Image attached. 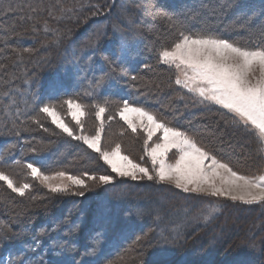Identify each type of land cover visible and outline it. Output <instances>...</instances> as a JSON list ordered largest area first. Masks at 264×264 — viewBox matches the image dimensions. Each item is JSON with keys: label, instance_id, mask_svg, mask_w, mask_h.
<instances>
[{"label": "snow or ice", "instance_id": "obj_1", "mask_svg": "<svg viewBox=\"0 0 264 264\" xmlns=\"http://www.w3.org/2000/svg\"><path fill=\"white\" fill-rule=\"evenodd\" d=\"M0 11H13V0L4 3L0 0ZM232 5H219V9L231 7ZM23 10V5H17ZM97 11L93 15L100 14L98 5ZM85 5L79 0L72 5H68L64 0H57L56 4L46 3V0H35V3L28 4L27 12L20 17L21 24L27 27L21 29V33L30 30L33 33L39 31L38 25H44V33H52V39L57 43L65 35L70 34V29L50 28V19L57 21L61 19H79L78 11H83ZM218 8L204 6L201 10L192 12L191 15L183 17L167 16L169 22V37L171 42L164 44L158 52V61L162 66L174 68L179 74L175 75L172 83L182 86L188 92L195 94L200 105H216L226 110L230 119L225 122V127L233 130H243L252 133L257 137L258 154L261 156V169H264V23L254 28H246L244 31L248 35L241 37H231L225 34L226 30H219L213 27L212 20L218 15ZM47 15L41 18L40 13ZM264 12V9H262ZM71 13V15H69ZM255 15V13H253ZM87 19V17H85ZM199 21L198 27L191 22ZM128 31H121V56L127 49L128 44L138 33L135 32V24L131 17L127 18ZM20 25H11L10 32L17 33ZM96 35V34H94ZM93 42L89 39V44ZM8 45V41H5ZM10 47V45H8ZM17 56H21L28 49H11ZM95 51V49H93ZM108 62V69L104 72V83L116 79H127L126 73L122 69H117L119 60ZM149 66L144 65L147 69ZM6 71V69H4ZM133 81L137 80L132 76ZM103 88L104 84H99ZM157 88L161 84L155 85ZM62 88H54L49 94V102L41 100L36 103L29 112H21L14 109L10 121L6 120L5 127L9 131L19 134L22 131H29L28 123L34 122L38 128L44 132H49L50 128L45 127V122L50 120L51 125H55L60 133L68 137L81 141L87 145L88 149L99 154V158L110 167L111 174L97 175L84 171L80 174H72L67 170H56L47 174V163L28 162L23 165L28 175L40 184L51 194H70L83 197L97 184L114 186L121 178H128L132 181H154L161 184L175 185L182 189L184 193L200 194L207 197L223 198L233 202H242L244 205H260L264 207V174L249 173L243 169L241 161L225 159L222 152L218 153L210 144H205L200 138L201 133L195 130H181L180 127L172 126V121L159 112L148 110L144 106H135L137 103H130L127 99L121 101L114 112L107 117L108 120L117 116L126 122L127 129L136 134L142 129L146 134L144 148L147 156L151 160V168L141 163L135 162L128 155H124L121 144L103 148L101 146L102 136L105 132V113L108 111V101L102 100L95 104V117L98 119V126L94 134H85L86 130L82 120L86 115L87 105L68 99L65 103L67 111L71 114V120L75 123L72 126L66 123L57 110V105L51 101L66 95ZM5 96L9 95L7 91ZM16 102L13 101V104ZM62 106V105H61ZM10 107V106H8ZM129 113H137L139 123L129 118ZM21 116L26 119H21ZM174 120L176 117L173 118ZM10 125V127H9ZM160 133V135H157ZM221 140V136L216 133H209ZM155 139L153 140V137ZM152 141L151 144L148 142ZM51 143V142H49ZM48 146L40 142L36 146L30 147L33 153L40 152ZM175 149L173 159L169 162L168 153ZM7 163V161H0ZM12 164L20 166V160H12ZM44 169V170H42ZM0 183L6 186L11 192L20 197L30 195L32 184L20 183L13 178L10 172L0 170ZM33 200L36 197H31ZM221 205L210 204L202 209L197 215L186 218L173 229L168 235L166 230H161L157 243L173 244L189 223L203 221L205 224L215 218L220 211ZM151 212L156 214L157 220L163 219L162 205L158 202L151 208ZM144 209L137 211L138 215H143ZM112 225L111 218L102 210L93 222V227L89 234V244L76 259L77 250L74 246L66 243L53 242V250L57 254L68 252L70 259L58 262V264H104L103 245L105 236ZM78 230V225L73 226ZM151 231V230H150ZM46 229L40 230V235H44ZM13 235L9 227H0V242H7ZM140 245L139 250L131 249L126 251L123 257L117 261H108L107 264H139L144 255V244L151 247V240L148 233L144 236H137L136 241ZM34 248L23 246L10 254L8 264H33L27 259L26 254L34 251ZM43 264V261H41Z\"/></svg>", "mask_w": 264, "mask_h": 264}, {"label": "trees", "instance_id": "obj_2", "mask_svg": "<svg viewBox=\"0 0 264 264\" xmlns=\"http://www.w3.org/2000/svg\"><path fill=\"white\" fill-rule=\"evenodd\" d=\"M156 1L159 2V5H163V8L167 10V12L172 16L174 14L176 16L179 15V10H181V7L179 6V2H181L180 0ZM195 1L197 0H192L190 2L191 5L188 15H191V13L194 12L193 9L191 10V7L195 8V6L197 5ZM8 2L9 0H4L5 4ZM53 2H55V0H46V3ZM29 3H35V0H13V11L11 13L7 12L6 10L0 11V19H3L2 21L4 22L0 25V73L3 74L2 72H9L13 76L9 77L4 73V77L2 76L0 80V93H2V89H13L14 92L15 90H20L17 94V98L15 96L12 97L17 100L20 99V95L22 93L24 94L26 90L27 93L29 92L28 97L31 98V92L34 93L33 88L35 85L37 86L38 82H41V80L48 73L54 71L60 64H63L65 66V64L62 63V59L60 58V56H56V51L57 54L61 53L62 55L69 56L72 59L81 57L86 52L85 50L90 49V47L88 48L89 44L87 45L85 44V42H89V39L93 37L94 27L95 30H99L101 26L100 24L106 21L108 23V19H106L105 17L95 18L92 21L87 22L86 26L88 27L85 26L86 28L84 27L80 31L85 32L84 30L88 28V31L92 28L93 30L91 31L90 35H87L86 32V36L82 37L84 42H79V38H77V33L80 32L78 31V27L75 28L73 24H70L68 27H66L67 25L65 23L57 21L53 18H49L50 21H53L50 22L51 24L54 23L60 29H70L71 32L70 34H67L68 39H65L67 36L65 35L60 39L58 43L55 41L51 42V44H46L47 46H50L48 48L49 51L46 52L47 56L45 54V59L41 60L43 62H36L37 59H40L42 57L33 58V54L31 53H23L22 55L24 57H21L17 56L14 52L11 51V49H19L24 46L26 49H33L32 47L35 46H32L33 44L30 42L31 39L39 40V38L42 37L41 40H47L52 37V33H44L43 24L38 25L39 31L36 33H33L29 28L27 32L20 34L21 29L27 27L26 23L21 24L20 17L27 12ZM229 3L231 5H235L236 13L235 16H232V18L237 17L236 20L238 22L243 21V19L245 18H249L253 22H255L257 26L264 23V12H262V9H264V0H226L225 5ZM17 5H23V10L18 8ZM204 6L208 5L206 4ZM204 6H200L199 8L196 7L197 11L201 10ZM44 13H40L39 15L43 16ZM253 13H255V15H253ZM111 18L113 22L114 17ZM100 19L105 20L100 21ZM115 19L117 23L120 22L119 16H116ZM97 21L100 22L97 23ZM197 21L198 19L192 21L191 23L194 26L198 27ZM242 24L245 28L246 25L244 23ZM11 25H20V27L17 28L16 34L10 32ZM225 34L233 37V35L228 31H226ZM244 34L245 33H243V35ZM37 35L38 37H36ZM73 38H76L77 40L75 41ZM17 39L21 40V42H17ZM71 39H73L72 42L70 41ZM5 41H8V45H10V47L6 45ZM139 43V52L137 55V59L134 62V68H120L122 65H116L118 70L122 69L128 75L137 77L138 81L136 80L135 82H138V87H132L131 85L129 87L130 92H128L129 94L127 93L128 95L124 94L120 90H114L111 94L104 91L96 95L89 94V90L91 89L90 83L93 81L92 79H95V73L89 72L82 67L80 70H78V73H76L77 82L71 80V84L73 83L75 85H69L65 87L63 90H65L67 94L61 96L69 97L76 94L84 96L85 94L87 97H98L95 100L110 98L118 101H122L123 99L127 98L132 102L136 101V104H142L144 102L149 104V102H151V99L153 101V98H157L160 102L158 105H160L161 108L165 110L163 114H168V116L171 117L170 119L172 120V122L174 121L175 124L177 123L176 125L182 130L189 131H199L197 128L193 127L190 124V121H208L209 118L203 119V117H205L206 115H215V117L219 119L218 121L220 123V127L223 128L222 130L224 132L227 131V134H231L230 138H233L237 135V137L241 138L243 142L242 144H244V142L245 144H247L245 145V150H247L244 154L245 156H241L240 158L242 161V165H255L258 162L259 157H261L260 154H258L257 137L254 134L246 133L243 130L237 131L233 130L231 127L226 128L225 122L230 119V116L227 114L226 110L221 109L219 106L200 105L199 103H197L198 99H196L195 96L193 97L192 94L186 92L181 88L167 86L163 88L164 85L160 81L164 79L165 76H167L166 73L168 74V72L162 70L161 67H156V59L152 52L150 53L149 51H146L145 53H141L144 44H141V42ZM160 44L162 45V42ZM68 46L70 47V50L68 49ZM41 54L43 53L41 52ZM15 56H17L18 58H16ZM12 57H14V59H12ZM22 59L24 60V64L22 66L23 68L13 66L12 70H8L7 64L15 62L13 60L23 62ZM108 60L116 61L117 58L115 60V54L111 53V58H108ZM145 64L149 66L147 69L144 68ZM4 69H6V71ZM107 69L108 62L106 61V70L104 72H106ZM21 71L22 74L19 75V72ZM72 71L74 70L72 69ZM151 74H156L157 76V79L154 82L155 84L153 83L154 86L141 87V83H143L144 80L143 77L147 78L148 76H151ZM101 75L104 76V73H102ZM158 78L160 79V81ZM114 81L118 83L122 82V85H125V79H116ZM156 84H161L162 86L157 88L155 86ZM87 94L90 96H88ZM172 94H175V98L173 97L171 99ZM61 96H59V98ZM163 96V100H160ZM147 99L149 102L147 101ZM41 100L44 101L43 95L40 99L37 98L36 101L38 103ZM88 100L90 99L88 98ZM32 101L33 102H27V105H23L19 101L16 105L14 104L13 106L7 105L5 103L6 105L2 106V109H0V161H7L6 164L0 163V168H8L14 166L12 164V160L15 159L20 160L21 162L23 160L37 162L38 166H40L41 162L47 163V171L49 172L65 169V167H69V165H73L75 169H79L80 171H84L83 169H86L89 172H94L92 165L88 166L87 164L84 167L81 166L83 161L82 158L81 160L77 161L78 166L75 167L76 161L72 159L71 152L74 149L77 150V148L75 147V144L73 146V141H62L61 139H59L54 140L53 142L51 141V143H49L51 140V136L49 135L47 137L48 147L46 149H42L37 153H29L26 156V153L29 151L30 147L36 146V143L39 139H45L43 132H41L38 129V126H36L35 124L28 123V128L30 130L22 131L17 134L15 132L9 131L8 128L5 127V124L6 120L10 121L12 115L15 114L14 109H16L17 105L22 113L29 112L30 114H34L31 113V109L34 107L36 102L35 100ZM29 105H32L33 107H29ZM167 106L169 109H171L172 112L166 109ZM22 107L24 108V111H22ZM173 107H176L177 111H174ZM174 117H176L175 120L173 119ZM21 119H26V117L21 116ZM230 138L227 137V140H225L224 142H227ZM80 147L84 151V147L81 145ZM63 148H65L66 150V155L62 152ZM115 185L116 192H126V196L130 195L129 197L127 196L129 198V201L128 199L125 200L130 203H132L131 197L133 195H135L136 197H145L146 192H148V190H143L145 188V185L139 183L134 184L130 181L119 180ZM133 187L137 190L133 191ZM103 190L104 189L101 188L100 191L94 193L93 195L85 194V196H83L84 198L80 196H67L61 199L54 198L52 202H45V206H40L41 202H39L37 204L39 206L38 210H34L32 205L27 207V211H25L24 209V211H20L18 208H14L13 210L9 209L7 207V204L9 203V200H11V198L7 195H3L2 197H0V227L7 226L10 228L12 234L22 235H13L12 238L7 242H0L1 253L4 254L8 250L10 254H15V251L23 246L32 247L36 246L38 243V249H36L35 255L40 254L41 258L39 260H31V258L29 257L30 252L26 254L27 259L32 261L33 264H41V261H43V264H58V262L70 259L71 257L68 252L57 254L56 251L53 250V242H56L61 244L66 243L70 246H74L77 250L76 259L79 260L80 254L83 253L85 247L89 244V234L91 228L93 227V222L95 221L97 215L103 210L112 220V225L105 236V243L103 245V254L106 258L104 262L114 260L124 250H130L135 246V244H133V241H135L136 237L142 234V232L144 231L139 230L141 229V227L142 229L153 227V224H149L147 222V220H149L150 222L152 216L146 212H144L143 215H133L131 216V219L133 221L140 222L136 223L132 221L133 223H130V220L127 218L128 222L127 224H124L126 220L125 215H120L119 212H116V210L111 213V210H108V207H106L105 204L104 208L101 210V206H103V204L102 202L100 203V201L104 198ZM171 190L177 194V190L173 188H171L170 191ZM196 196L197 198L207 197H202L199 195ZM187 197L190 198V195ZM172 199L173 201H176L175 204L177 205V201L181 202L186 198L184 197V195H180L174 196L172 197ZM120 203H123V201H120ZM2 204L4 206H2ZM111 204L114 207L116 205L115 203ZM219 204L223 205L224 208L212 222L202 225V227L189 232V234L186 235V240H189H187V242L185 241L182 248L179 246V250H177L175 253L166 257L164 256L162 258H159L161 261H156V263L153 262L151 264H264V207L260 205H244L238 202L225 200L220 201ZM127 205L129 204L127 203ZM20 206L21 208H24L23 204ZM122 207L128 206H126L125 204L117 205V207L115 208H118V210H120ZM234 212H242L237 222H235V220L233 219ZM143 217L145 218L143 219ZM142 221L144 223H142ZM74 225H78V230L73 228ZM227 225H234L235 227H237L235 229L236 231L231 233L229 236H221L219 244H215V237L213 236V233L217 232V229H224V227H226ZM42 228L46 229V233L41 236L40 230ZM156 229L157 227L154 226V231L152 234L156 232ZM248 232L252 233V236H247ZM247 241L250 242L249 245L253 247L255 246L259 249H249L251 247L246 249L244 247V243ZM140 260H142V258Z\"/></svg>", "mask_w": 264, "mask_h": 264}, {"label": "rangeland", "instance_id": "obj_3", "mask_svg": "<svg viewBox=\"0 0 264 264\" xmlns=\"http://www.w3.org/2000/svg\"><path fill=\"white\" fill-rule=\"evenodd\" d=\"M180 1L181 2H179V6L181 7V10H179L178 16L183 17L185 15H188V13L190 11V5H191L190 2L192 0L191 1L190 0H180ZM64 2L68 5H72V4L76 3L77 0H64ZM79 2H81L85 5V8L83 11L77 12V16L79 17V19H75V20H73V19H61V20H59L62 23H65L67 25L66 27H68L70 24H73V26L75 28L78 27L79 28L78 31H80L87 25V22H90L95 18L105 17L106 19H108V23L106 21V22L100 24L101 26H100L99 30L98 29L95 30V27H94V30L92 28L88 31V29H89L88 28V29L84 30L85 32L80 31L79 33H77V38H79L78 41L84 42L82 37L86 36L85 35L86 32H87V35H90L91 31L93 30V32H94L93 37L95 36L94 38L92 37L93 42L91 44H89V42H85V44H87V45L89 44L88 48L90 47V49L85 50L86 52L81 57H79L77 59H72L69 56L62 55L61 53L57 54V51H56V56H60V58L62 59V63H64L65 66L63 64H60L59 66H57V68L54 71L48 73L41 80V82H38L37 86L35 85L33 88L34 93L31 92V98L28 97L29 92L27 93V90L24 94L22 93L23 95L21 94L20 99L17 100V99H14L12 97L15 96L17 98V94L19 93L20 90H15V92H14L13 89H11V90L2 89L3 91H2V93H0V109H2L1 107L6 105V104L13 106L14 105L13 101L16 102L15 105L18 103V101L23 105L24 104L27 105L28 104L27 102H33L32 100H35V102L37 103V101H36L37 98L40 99L42 97V95L44 98L43 102L48 103L49 102V99H48L49 94L52 92V90L54 88L64 89L65 87H67L69 85H75L73 83L71 84V80L77 82L76 73H78V70H80L82 67L85 68L89 72L95 73L94 74L95 79H92L93 81L90 83L91 89L89 90V94L96 95V94H100V92H102V91L108 92L109 94H111L114 90H120L124 94H127L128 92H130L129 87L131 85H132V87H138V82H135L136 80L133 81L131 79L132 76L128 75L126 73L128 78L125 79V82H124L125 85H122V82L118 83V82H115L114 80L108 81L105 84L104 80H103L104 76L101 75L106 70V60L104 59V57L111 58V53H113V54H115V60L117 58V60L120 61L119 64L122 65L120 68H124V67L134 68L135 67L134 62L136 61L137 55L139 52V46H138L140 44L139 42H141V44L142 43L144 44L141 53H145L146 51H149L150 53L152 52L155 56V59H156L155 60L156 67L157 68L161 67L162 70L168 72V74L166 73L167 76H165L164 79H162L161 81L158 78L159 81L164 85L163 88L165 86H167V87H174V88L176 87V88L183 89L182 86L175 85L174 83H172V80L174 79L175 75H177L179 73L174 68L170 69L166 66H162L158 61V52L161 49V47L163 46L160 43L164 42V44H167L168 42L169 43L171 42V38L169 37V22L166 18V15L167 16H172V15L169 14L167 12V10H165L163 8V5H159V2L156 0H133V1H131V0H79ZM195 2L197 4L195 6V8L191 7V10L193 9L194 12L197 11L196 7L199 8L200 6H204L206 4L209 7L218 8L219 5H222V4L225 5L226 0H206V1L197 0ZM56 3H57V0H55V2H53V4H56ZM96 5H98L100 8V14L93 15L92 13L97 11L96 7H94ZM237 7H239V6H237ZM235 13H236V9H235V5H233V4L230 8L229 7H224L223 9L218 8V15L216 18H214L212 20L213 27L216 29H219V30L224 29V30L228 31L230 34H232L233 37L247 36L248 33L246 31H244V29L254 28L257 25L255 24V22H253L249 18H245V19H243V21L238 22L236 20L237 17L232 18V16H235ZM46 15H47V13H44L43 16H41V18H43ZM69 15H71V13H69ZM116 16L120 17L119 23H117V21L115 19ZM85 17H87V19H85ZM111 17H114L113 22H112ZM128 17H131L133 19L134 24L136 26L135 32H137L138 35L131 40V42L128 44L127 49L124 52L123 56H121L122 39H121L120 32L121 31H125V32L128 31V28H129V26L127 24V18ZM225 18H227V19H225ZM2 20L3 19H0V21H1L0 25L4 23ZM104 20L105 19H100V21H104ZM100 21H97V23ZM197 23L199 24V21H197ZM242 23H244L246 25L245 28L243 27ZM49 27L55 28L58 26H56L54 23L53 24L50 23ZM86 27H88V26H86ZM43 28H44V25H43ZM0 29H1V26H0ZM229 30H232V31H229ZM243 33H245V34L243 35ZM94 34H96V35H94ZM36 37H38V35ZM41 39H42V37H40L39 40L38 39H31L30 42L33 44L32 46H35V47H32L33 49H28L30 51H24L23 52L25 54H27V53L33 54V58L34 57H36V58L42 57L40 59H37L36 62L41 61L42 59H45V57L47 56L46 52L49 51L48 48L50 46H47L46 44H51V42H55V40H53L52 37L47 39V40H41ZM65 39H68V35L66 36ZM73 39L75 41L77 40L76 38H73ZM73 39H71L70 41L72 42ZM80 40H82V41H80ZM16 41L19 43L21 42V40H18V39ZM22 48H25V46ZM22 48H19V49H22ZM68 49L70 50L69 46H68ZM93 49H95V51H93ZM41 52L43 54H41ZM45 54H46V56H45ZM15 57L18 58L17 56H15ZM21 57H24V56L21 55ZM12 59H14V57H12ZM13 61H15V62H11L12 65H11V63L7 64L8 65L7 68L9 71L13 69V66L22 67L24 64L23 59H22L23 62H19L18 60H13ZM16 61H18V62H16ZM41 62H43V61H41ZM44 62H45V60H44ZM72 69L74 71H72ZM2 73L3 74L0 73V80H1L2 76L4 75V73H5V75H8L9 77H13L9 72H2ZM99 73H101V74H99ZM21 74H22V71L19 72V75H21ZM153 74H151V76H153V77H151V76H148L147 78L143 77L144 80H143V83H141V87L142 86H149V87L154 86L153 83L156 81L157 76H156V74L155 75H153ZM148 75H150V74H148ZM99 84H104L103 88H101L99 86ZM114 88H117V89H114ZM183 90L188 92L187 89H183ZM5 91H7L9 93V95L5 96L4 95ZM152 93H154V92H152ZM188 93H190V92H188ZM104 94H107V93H104ZM190 94H192L193 97L195 96V94H193V93H190ZM76 95H78V94H76ZM76 95L69 96V97H62L61 96L59 99L51 101L52 103H54L58 106L57 110L59 112H61V115L64 118L66 123H69L70 126H72V124L75 123L74 121L71 120V114L67 111V105L65 103L68 99H72L75 102H78V103H81V104L88 106L85 109L86 115H85V117L82 118V120L84 122V127L86 130L85 134H94V132L98 126V119L95 117V114H94L95 113V104L97 102H102V100H107L108 101V111L105 113V132H104V135L102 136L101 146L103 148H109V147L114 146V144L118 142L121 144V150H122V153L124 155H128L135 162L141 163L144 166L151 168V160L147 156V154L145 152V148H144V141L146 139V134L143 133L142 129L139 130L136 134H133L130 132V130H126L127 129L126 122L122 121L118 116L112 120L107 119V117L114 112V110L121 103V101L113 100L110 98L109 99L108 98H102L101 100H95L98 97H95V96L87 97L85 94H84V96H80V95L76 96ZM88 96H90V95H88ZM173 97L175 98V94L171 95V99ZM88 98L90 100H88ZM163 98H164V96L161 97L160 100H163ZM179 98H181V97H179ZM125 99H127V98H125ZM196 99H198V98L196 97ZM127 100L130 103H132V101L130 99H127ZM179 100H181V99H179ZM147 101H148V99H147ZM159 103L160 102L157 98H153V101L151 99V102H149V104L144 102L142 104H135V106H138V107L144 106L148 110H151L154 112H159L161 115L166 117L169 121H172L170 119L171 117H169L168 114H163L165 112V110H163L161 108V106L158 105ZM150 104H152L153 106ZM168 106L166 107V109H168V111L169 110L171 111V109H169ZM29 107H33V106L29 105ZM173 110L177 111L176 107H173ZM22 111H24V108L22 109ZM128 115H129L130 119L136 120L139 123L137 113H129ZM204 118H209V120L208 121L205 120L202 122H199L198 120H195L192 122L190 121V124L193 127L197 128L199 130L198 132L201 133L200 138L203 140V142L205 144H210L213 148H215L217 150L218 153L222 152L223 157L225 159H231L233 161H238V160L241 161V159H240L241 156H245L244 154L247 151V150H245V147H246L245 145H247V144H245V142H244V144H242L243 142H242L241 138L237 137V135L233 138H230L231 134H227V131L224 132L222 130L223 128L220 127V123L218 121L219 119L216 118L215 115H206L205 117H203V119ZM186 121H189V120H186ZM205 122H207V123H205ZM29 123L35 124L34 122H29ZM174 124H175V122L173 121L172 126H175L177 123L175 125ZM45 127L50 128V131L44 132L43 129L38 128L41 132H43L45 139H39L37 141L36 145L39 144L40 142H43L45 145H47L48 144V139H47L48 135L51 136L50 142L51 141L53 142L54 140H59V139H61L62 141H64V140L73 141V146L75 144V147L77 148V150L74 149L71 152L72 159L74 161H76L75 167L78 166L77 161L81 160V158H82L83 161H82L81 166L84 167L87 164H88V166L92 165L94 172H90V173H95L97 175L111 174L110 167L108 165H106L99 158L98 153H96L92 149H88L87 145H84L81 141H76L75 139L68 137L66 134L60 133V130L57 129L55 125H51L50 120L45 122ZM213 132L216 133V136H221L222 142L220 140H217L215 136H212L209 134V133H213ZM157 135H160V133H157ZM227 137L230 139L227 142H224L225 140H227L226 139ZM154 139H155V136L153 137V140ZM148 143L151 144L152 141H149ZM80 145L84 147V151L81 149ZM175 151L176 150L173 149L168 153L167 158L169 159V162L172 161L173 153ZM62 152L64 154L66 153L65 148H63ZM29 153H32V152L28 151L26 153V156ZM28 162H32V161H26V160L24 161L23 160L21 162L20 166L14 165V166L8 167V168H0V170H5L7 172H10L16 181H18L20 183L27 182V183H30L33 185V187L29 190L30 191L29 196L20 197L18 194L11 192V190H8L6 188V186L3 185V183H0V197H2L3 195H7L8 197L11 198V200H9V203L7 204V207L9 209L13 210L14 208H16V209L18 208L20 211H24V210L27 211V207L33 205L32 206L33 209L38 210L39 206L37 204L39 202H41L40 206H45V202L46 203L52 202L54 198L61 199L63 197H67V196L76 197V195H70V194H63V195L51 194L44 187V185L39 183L38 180H35L34 178H32L28 175L26 169H24V167H23V165L25 163H28ZM240 166L243 169L247 170L249 173L264 174V169H261V157H259L258 162L255 165H249V164L248 165H242V161H241ZM61 170H67L72 174H80L84 171H87L86 169H83L84 171H82V170L80 171L79 169H75L73 167V165H69V167H65V169H61ZM52 172H54V171H52ZM47 174H51V171L50 172L47 171ZM121 180L122 181L123 180L130 181V182H133L134 184L139 183V184L145 185V188L143 190H148V192H146V194H145L146 196L144 195L146 198L140 197V196L136 197L135 195H133L131 197L132 203H130V202H128L129 201L128 197L130 195L129 196L127 195L128 196L127 197L125 195L126 192H121V193L116 192V190H115L116 185L105 186V185L97 184L96 186H94L90 191L86 192L85 194L93 195L94 193H97L98 191H100L101 188H103L104 189L103 190L104 198L101 199V201H100V203L102 202V204H103V206H101V210L104 208V204H105L106 207H108V210H111V213H113L114 210H116V212L117 213L119 212L120 215H125L126 220H125L124 224H127V222H128L127 218L130 220V223H131L133 221L131 219V216L137 215V211L139 209H142V208H144V212H146L152 216L153 219L151 218L150 222H149V220H147V222L149 224H153V227L152 228L150 227L147 229H145V228L142 229V227H141V229H139L140 231L144 230L142 232V234H140L139 236H144L145 233H148V237L151 240V245H152L151 247H149L147 243L144 244L145 251H144V255L141 257L142 260H140L139 264H151L153 262L156 263V261H158V262L161 261L159 258H162L164 256L166 257L168 255L175 253L177 250H179L180 247L181 248L183 247V244L185 243V241L187 242V240H189V239L186 240V235L189 234V232H192L193 230H196L199 227H202V225H205V223L203 221H200L197 223H189L187 225V227L182 229V232H181L179 239L175 243L168 244V245H165L162 243H160V244L157 243V240L159 239V233L162 229L166 230L165 235H168L171 232V229L175 228L177 226V224L180 223V221H182L186 218H190L191 216L197 215L202 209H204L206 206H208L210 204H214V203L219 204L220 201L225 200L223 198L217 199L216 197H206V198L198 197L197 198L196 195H199L202 197H203V195L184 193L182 189L176 188L175 185L161 184V183L154 182V181H132L128 178H121ZM155 188H157V189H155ZM171 188L177 190V194L172 190L170 191ZM136 190L137 189L133 187V191H136ZM180 195H182V196L184 195V197L186 199L184 201H181V202L177 201V205H176L175 204L176 201H173L172 197L180 196ZM189 195H190V198L187 197ZM125 196H126V198H125ZM147 196H149V197H147ZM31 197H36V199L33 200ZM82 198H84V197H82ZM127 199H128V201H125ZM120 201H123V203H120ZM225 201H230V200H225ZM158 202L162 205V209H163V212H162L163 219L162 220H157L156 214L154 212H151V208L154 205H156ZM231 202H233V201H231ZM111 203H115L116 204L115 207H117V205H124V204L128 207H122L120 210H118V208H115ZM127 203L129 205H127ZM238 203L242 204V202H238ZM22 204L24 205V208H21L20 205H22ZM26 204H28V205H26ZM2 206H4V205L2 204ZM32 207H31V209H32ZM223 208H224V206L221 205L220 211L216 214L215 218L219 215V213L222 211ZM112 209H113V211H112ZM241 214H242V212H234L233 219L235 220V222L238 221V218H239V216H241ZM28 216H30V215H28ZM144 218L145 217H143V219ZM214 219H212L210 222H212ZM133 222L139 223L140 221H133ZM210 222H208V223H210ZM142 223H144V222L142 221ZM154 226L157 227V229H156V232L154 234H152L154 231ZM236 228L237 227H235L234 225H227L226 227H224V229H221V230L217 229V232L213 233V236L215 237V239H214L215 244H219L221 236L222 237L229 236L231 233L236 231L235 230ZM247 236H252V233L248 232ZM135 241H136V239H135ZM135 241H133V244H135V246L132 247L131 249L139 250L140 245L138 243H134ZM196 242H197V240H196ZM249 244H250L249 241L245 242L244 247L246 249L249 247H251L249 249H254V250L259 249V248H256L255 246L253 247ZM30 248L35 249L34 251H30V253H29L30 254L29 257L31 258V260H39L41 258L40 254L35 255L36 249H38V243L36 246H32ZM130 250H128V249L124 250L122 253H120L112 261H117L120 257L124 256L126 251H130ZM198 253H199V250H198ZM2 254L3 253H1V251H0V264H8V260L10 258V252L7 250L3 255ZM107 262L108 261L104 262V264H107Z\"/></svg>", "mask_w": 264, "mask_h": 264}, {"label": "bare ground", "instance_id": "obj_4", "mask_svg": "<svg viewBox=\"0 0 264 264\" xmlns=\"http://www.w3.org/2000/svg\"><path fill=\"white\" fill-rule=\"evenodd\" d=\"M238 16V15H237ZM230 23V22H229Z\"/></svg>", "mask_w": 264, "mask_h": 264}]
</instances>
